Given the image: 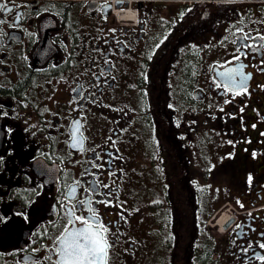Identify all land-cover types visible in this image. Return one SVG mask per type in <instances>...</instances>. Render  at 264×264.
<instances>
[{
  "label": "flooded vegetation",
  "instance_id": "flooded-vegetation-1",
  "mask_svg": "<svg viewBox=\"0 0 264 264\" xmlns=\"http://www.w3.org/2000/svg\"><path fill=\"white\" fill-rule=\"evenodd\" d=\"M0 5V264H264V0Z\"/></svg>",
  "mask_w": 264,
  "mask_h": 264
},
{
  "label": "snow or ice",
  "instance_id": "snow-or-ice-1",
  "mask_svg": "<svg viewBox=\"0 0 264 264\" xmlns=\"http://www.w3.org/2000/svg\"><path fill=\"white\" fill-rule=\"evenodd\" d=\"M2 7L4 6L0 5V8ZM238 31L241 33L240 39L242 41L254 40L258 49H264V35L253 37L251 33ZM244 47H251V45L245 44ZM235 58L239 59V57ZM233 75V73H229L230 77ZM87 191L95 194L98 188L92 186ZM79 204L87 207L84 201H80ZM76 219L82 221L85 227L73 231H69L67 227L64 229V235L58 239L57 245L60 264H103L108 254V248L111 246L104 236V233L107 232V226L100 225L92 218L79 216ZM260 247L264 248V243Z\"/></svg>",
  "mask_w": 264,
  "mask_h": 264
},
{
  "label": "rangeland",
  "instance_id": "rangeland-1",
  "mask_svg": "<svg viewBox=\"0 0 264 264\" xmlns=\"http://www.w3.org/2000/svg\"><path fill=\"white\" fill-rule=\"evenodd\" d=\"M220 211L218 212V214H217V216H216V220H217V218H218V216L220 215ZM215 225V224H214ZM148 247V246H147ZM198 249V248H197ZM149 257V258H148ZM148 257H146V259L148 260V263H150V264H158L159 263V260H160V258H154V257H152V255H150V256H148ZM154 258V259H153Z\"/></svg>",
  "mask_w": 264,
  "mask_h": 264
},
{
  "label": "bare ground",
  "instance_id": "bare-ground-1",
  "mask_svg": "<svg viewBox=\"0 0 264 264\" xmlns=\"http://www.w3.org/2000/svg\"><path fill=\"white\" fill-rule=\"evenodd\" d=\"M125 14H122L121 16H124ZM228 216V214H227V212L225 213V214H223L220 218H219V220H218V223L219 224H222V223H224L225 222V220H226V217Z\"/></svg>",
  "mask_w": 264,
  "mask_h": 264
},
{
  "label": "water",
  "instance_id": "water-1",
  "mask_svg": "<svg viewBox=\"0 0 264 264\" xmlns=\"http://www.w3.org/2000/svg\"><path fill=\"white\" fill-rule=\"evenodd\" d=\"M73 230H76V229H71L69 231H73ZM58 259H59V264H60V258H59V256H58ZM103 264H105V261L103 262Z\"/></svg>",
  "mask_w": 264,
  "mask_h": 264
}]
</instances>
